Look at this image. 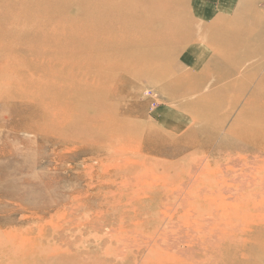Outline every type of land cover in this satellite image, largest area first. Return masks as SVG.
I'll return each instance as SVG.
<instances>
[{"label": "rangeland", "instance_id": "obj_1", "mask_svg": "<svg viewBox=\"0 0 264 264\" xmlns=\"http://www.w3.org/2000/svg\"><path fill=\"white\" fill-rule=\"evenodd\" d=\"M168 1L172 5L171 22L178 28L170 33H162L156 43H153L154 33L160 32L159 25H153L150 30L151 49L148 51L142 48L134 58L137 71L141 75L132 78L129 76L128 80L126 78L122 82L109 83L110 93L106 94L103 101L99 99L92 103L82 102L85 87H79L80 82H73L65 75L70 70L79 69L80 75L86 77L85 74H88L92 79L93 76H98L101 67L106 72L110 71V75H120L109 68L118 64L116 61L119 59L118 56L128 49L121 43L125 36L113 28L103 32L97 30L99 22H102V30L104 29L103 23L107 22L108 18L106 19L103 14L106 15L108 11L101 12L102 16H99L97 10V13L90 16L87 10L96 12L97 1L68 11L59 7L52 11L43 7L37 8L36 11H9L10 6L0 7V81L6 85H9L10 81L13 83V87L3 89L0 82V229L14 237L12 241L14 244L20 245L36 236L38 229L34 226L35 217L23 210L28 207L24 203L34 202L37 200L34 197L41 198V195L31 193L30 190L36 188L38 183L42 186L44 181L55 173L58 179L56 185L59 188H69L68 178L74 172L83 175L82 178L85 180L81 183L80 189L78 188L82 195L78 193L76 197L78 196L80 200L90 198L92 195L93 198H98V207L95 211L66 210L59 207L44 218V222L69 221V228L61 229L52 235L53 238L66 241V244L61 246L64 253L77 255L73 264H89L93 260H99L100 263L97 264H102L106 245L113 238V241L120 238L118 230L120 224L117 221L122 214L114 213L112 209L106 207L105 203L111 196L107 199L103 192L101 194L102 189L107 187V177L115 173L97 170L95 174H100L95 177L93 185L89 186L87 185L89 180L86 179L89 176L84 174L88 171L90 173L91 169L95 171L98 166L94 162L86 161V158H93V155L74 160L71 159L70 151L62 154V157L71 154L70 161L64 168L58 167L50 143L54 135L41 121V118H47V113L53 115L59 113L63 117L82 116L90 120L92 125L89 122V127H85L83 133L87 136L83 137L79 145L85 148L90 143L108 145V142H103L99 138L100 135L96 139H89L91 138L89 129L93 124L101 122L99 126L94 127H103L101 114L105 110L109 117L117 121L114 127L113 122H110V127L125 135V139L119 144L127 145L133 153L144 152L139 146L140 142L144 144L149 139L160 138L164 148L170 151L174 148L182 149L181 153L174 156L146 154L148 158L144 163L147 166L156 167L155 170L160 174L164 172L165 166H174L176 163L177 168L167 172L166 176H174L175 172L184 174L190 169L194 172V179L203 172L202 169L208 160H212L213 168L216 169V163L219 160L222 162V159L232 154L234 147L239 143L235 133L248 130L254 121L259 120V116H253L251 106L246 107L245 103L249 98L255 99L257 103H264L262 88L264 83L262 86L258 85L264 77V52H261L259 46H253L250 52L252 62L247 63L249 58L240 52L245 39H241L237 44L232 43L230 39L236 34V28L239 30L247 28L256 34L264 30V4L254 5L256 9L263 11L257 21L233 23L232 19L228 20L224 27L222 26L224 29L215 31L213 40L201 42L204 45L201 49H205L207 55L206 57L200 55L199 59L194 58L196 66L193 67L194 64L185 63L182 57L183 49L194 40V36L197 37V29L191 24V16L187 11L188 0ZM82 27L89 34L96 32L93 39L72 43L77 38L76 30ZM226 35L227 42L219 40V37ZM166 56H170V59H166ZM127 57L130 58V55L125 59ZM119 72L121 73V70ZM250 74H253V77ZM39 77L49 80L47 81L49 85L43 81L37 82ZM262 80L264 81V78ZM74 83L77 86H73ZM29 87L40 91L41 95L36 96ZM104 101L106 103H103ZM208 134L214 136L211 138ZM142 155L145 156L144 153ZM70 166L79 167L80 170L79 168L77 171L69 170ZM194 179L184 182L185 184H182L181 188H176L173 193L161 196L163 203L168 206L160 219L164 226L168 224V218L167 220L165 218L168 214L175 213L181 206H184L182 209L189 207L192 193L197 194L196 191L201 193L199 190L202 187L198 190L199 186H196ZM131 188L134 187L131 185ZM116 194H118L116 191L111 192L112 196ZM218 194L222 200L224 192L221 190ZM106 218L110 219L111 225L105 221ZM89 223L93 227H84L89 226ZM177 225L179 224L176 223L177 228L172 230L174 233L168 234L165 239L169 246L174 245L173 242H177L175 240L179 239L184 231L179 230L185 228L183 225ZM243 225L249 226L246 219L240 226ZM106 230L108 234L111 232L109 236H106ZM146 235L138 236L140 239L151 240ZM99 239L104 240L103 243L106 245H103L100 251L94 252ZM167 247L163 246L162 251L155 252L151 263L171 260L173 253ZM178 247L184 249L186 243L182 242ZM44 249L46 252L51 250L45 245L42 251ZM85 251L91 253L82 255ZM263 251L264 244L254 242L247 251V263L258 264L255 261L260 260L259 256ZM221 252L223 253L222 250ZM59 254L52 255L51 258L55 261ZM51 258L44 259L42 264H56L57 262H53Z\"/></svg>", "mask_w": 264, "mask_h": 264}, {"label": "bare ground", "instance_id": "obj_2", "mask_svg": "<svg viewBox=\"0 0 264 264\" xmlns=\"http://www.w3.org/2000/svg\"><path fill=\"white\" fill-rule=\"evenodd\" d=\"M3 1H8V3ZM92 1H97V9L96 12L87 10L90 16L97 13V10L99 16H102L101 12L106 13V11H108L106 15L103 14L106 19L108 18L107 22L103 23L104 29L102 30V22H99L97 30L103 32L113 28L117 32L121 31L123 36H125L121 43L125 48L128 47V49L118 56L119 59L116 60L118 64H114L112 68H109L112 71H117L118 74H120L119 76L115 74L110 75V71L106 72L102 67L100 72L97 73L98 76H93L92 79L88 74H85L86 77L80 75L78 72L79 69L70 70L68 74L65 75L66 77H70L73 82H80L78 83L80 85L79 87H85L84 100L82 102L87 101L89 103L99 99L103 101L106 94L110 93L111 89L108 87L109 83L122 82L126 80V78L128 80L129 76L132 78L133 76L136 77L141 75V73L137 71V64L134 62L136 59L134 58L142 48L148 51L151 49L149 48V46H151V27L157 24L160 28V32L154 33L153 43H156L162 33H170L173 29L178 28L174 27V24L171 22V3L168 0H0V7L10 6L9 11H36V9L40 7L51 11L59 7L60 9L68 11V9L72 10V8L87 6L88 3ZM177 7L179 8V6ZM187 11L189 10L187 9ZM246 11L247 10L244 9L242 13L244 18L242 19H246L247 22L257 21L258 18H261L260 13L263 12L256 9V7H252L251 11ZM238 20L237 16H235L233 22H237ZM191 24H193V22H191ZM194 25L195 24H193V26ZM76 31L77 38L74 42L72 41V43L89 41L93 39L96 33L89 34L83 27L78 28ZM235 33L236 34L232 35L230 41L237 44L241 39H245V43L241 45L240 52L242 55L249 58L247 63L252 62V55L250 52L253 46H259L261 52H264V30L256 34L251 30H247V28H245V30L236 28ZM112 36L114 37V35ZM254 36L257 38L253 39ZM114 38L116 39V37ZM219 40L227 42L228 36L220 37ZM189 44L190 43L186 45L182 53L186 51L191 53L192 50L197 48ZM127 55H130V58L127 57V59H125ZM170 56H166V59L169 60ZM120 70L121 73L119 72ZM160 72L161 71H159V73ZM250 75L252 76L253 74ZM246 78L248 79V77ZM262 79L258 84L259 86H262L264 83ZM36 81H43L49 85L47 82L49 80H45L43 77H39ZM0 82L1 88L3 89H9L11 86L13 87L11 81L9 85H6L5 82ZM72 85L77 86L76 83ZM262 88H264V85ZM29 89L36 96L41 95L40 91L32 87H29ZM116 93H118V90H116ZM103 103H106V101ZM45 104H47V102H45ZM245 105L246 107L251 106L253 116H259V120L254 121L252 126L246 131L234 132L239 143L234 147L235 150L232 154H229L224 160L222 159V162L219 160L216 163V169L218 171L213 168L212 160H208L207 164L202 169L203 172L200 173L198 177L195 176V179L193 178L194 172L190 169L184 174L175 172L174 176H166L165 174L167 172L177 168L178 164L176 163H174V166H165L164 172L160 174L155 170L156 167L147 166L144 161L148 158V154L174 156L181 153L182 149L174 148L173 151H170L161 145L160 138L159 140L149 139L147 142H144V144L140 142L141 145L139 146L144 152L138 151L137 153H133L130 148H127V145L119 144L125 139V135L110 127V122H113L112 125L114 127L117 121L109 117V114H106L105 110L101 114L103 127H94L99 126L101 122L93 124V127L89 129L91 138L88 137L89 139H96V137L100 135L99 138H101L103 142H108V145L105 146L92 143L85 148L79 146L84 139L83 137L87 136L83 133L85 127L88 128L91 123V121L85 117H63L59 113H55L54 115L47 113V118H41L43 126L49 127L50 132L54 135L50 143L53 148L54 161L58 167L64 168L66 163L70 161L71 154V159L74 160L87 155H93V158H86V161L94 162V164L96 163V166H98L95 171L91 169L90 173L88 171L84 174V176H89V178H86L89 180V183H87L89 186L93 185L94 181H96L95 177L100 174H95L97 170L102 172L108 170V173H115L113 176L109 174L106 180L107 185L105 184L107 187L102 189L101 194L103 192L107 196V199L111 196L109 201L107 200L105 203L106 207L112 209L114 213L120 212L122 214L120 220L118 219L117 221L119 222L118 224H120V226L118 225L120 227L118 228L120 231V238L113 241L114 238L113 235H111L113 239L108 245L104 244V240L102 239L96 242L97 246L94 252L100 251L103 245L107 246L103 254L102 264L250 263H247L248 249L254 242L264 244V103H257L255 99L249 98ZM100 129L104 130L101 131ZM74 133L78 135L76 136ZM208 135L211 138L214 136L212 134ZM198 144L202 145V143ZM222 148L223 146L220 147L221 151L223 150ZM66 151H70L71 154H68L69 156L67 157H62V154ZM258 152L263 153L259 154ZM142 153H144L145 156H143ZM78 168L79 167H71L68 169L77 171ZM105 175L104 177L107 176ZM82 176L83 175L74 172V174L68 178L69 188H59L58 185H56L58 179L57 173H55L49 179H46L42 186L38 183L36 188L30 190L31 193L42 196L39 199L38 197H34L37 199L34 202L29 201L28 203H24V205L28 207L23 209L27 214L29 212L35 217L34 226L38 229V232L35 237H31L22 244L17 245L12 242L13 236L5 234V232L0 229V264H42L44 259L51 258V256H55V254L58 255L59 252L60 254L55 261L51 258L53 262H57L56 264H66L67 262L73 264L77 255L73 256V254L64 253L61 250V246L65 245L66 241L53 238V235L58 233L61 229L69 228V221H66V223H60L59 221L55 223L50 220V222H44V218L59 207H63L66 210L75 209L76 211L86 212L88 210L95 211L97 209L98 198H93V195L90 198H84V200H80L78 196V199L76 197L78 193H81L78 188L85 180ZM192 179L196 182V186H199L197 188L198 190L202 187L199 190L201 193L198 191L195 192L197 194L192 193L189 200V207L186 206L182 209L181 207L184 206H181L179 209L175 208V213L171 215L168 214L165 217L166 220L168 218V224L164 226L162 223L163 221L160 219L161 215H164V209L168 206L163 203L164 201L161 196L173 193L176 188H181L182 184ZM245 183L247 185H245ZM131 185L134 188L130 189ZM221 190L224 192L222 200H220L218 194ZM112 191H116L118 194L112 196ZM86 194L85 196H87ZM100 197L102 196L100 195ZM98 204L101 203L98 202ZM101 206L102 205H99V207ZM197 212L198 215H196ZM123 215H131V217H124ZM112 218L113 216L111 219ZM106 219L105 221L109 222L108 225H111L110 219ZM245 219L248 221L249 226H240ZM80 221L81 220H79V222ZM84 221L82 220V222ZM176 223L183 225L185 228L179 229L180 231L184 230L180 234L182 236L175 240L177 242H173L175 243L174 245L172 244L169 246L165 239L169 236L168 234L174 233L173 229L177 228L175 227ZM84 227L88 228L93 226H90L89 223V226L87 225ZM92 231L94 230L92 229ZM110 233L111 232L108 234L107 231L106 236H109ZM176 234L178 233L176 232ZM138 235H146L150 237L151 240H148V238L147 240L140 239ZM137 238H139V240ZM182 242L186 243V248L184 249L178 247ZM234 243H236V245H233ZM44 245L48 247V249L51 248L50 252H46L45 249L42 251ZM163 246H168V250L170 252L172 251L173 256L171 260H165L162 261V263H151V259L154 258L155 252L162 251ZM90 253V251H85L82 252V255H88ZM259 257L260 260L258 259L255 262L263 264L264 251ZM36 259H38V261H36ZM97 263H100V261L93 260L89 262V264Z\"/></svg>", "mask_w": 264, "mask_h": 264}, {"label": "crops", "instance_id": "obj_3", "mask_svg": "<svg viewBox=\"0 0 264 264\" xmlns=\"http://www.w3.org/2000/svg\"><path fill=\"white\" fill-rule=\"evenodd\" d=\"M259 4L263 5L264 0H188V13L193 24H195L193 27L197 29V37L194 36V40H191L189 45L197 48L192 50L191 53L187 51L182 53L184 62L194 64V58L199 59L200 55L206 57L207 52L205 49H201V46H204L201 42H208L209 39L213 40L215 31L224 29V23L231 19L233 21L235 16H237V20L239 19L238 21L247 22L246 19H242L244 18L242 16L244 9L248 12L251 11L254 5ZM195 66L196 64L193 67Z\"/></svg>", "mask_w": 264, "mask_h": 264}]
</instances>
